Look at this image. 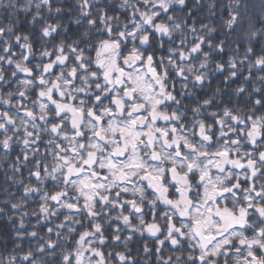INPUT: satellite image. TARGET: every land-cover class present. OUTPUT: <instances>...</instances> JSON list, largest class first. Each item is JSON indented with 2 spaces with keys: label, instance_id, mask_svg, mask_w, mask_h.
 <instances>
[{
  "label": "snow or ice",
  "instance_id": "snow-or-ice-1",
  "mask_svg": "<svg viewBox=\"0 0 264 264\" xmlns=\"http://www.w3.org/2000/svg\"><path fill=\"white\" fill-rule=\"evenodd\" d=\"M0 171V264H264V0H0Z\"/></svg>",
  "mask_w": 264,
  "mask_h": 264
},
{
  "label": "trees",
  "instance_id": "trees-1",
  "mask_svg": "<svg viewBox=\"0 0 264 264\" xmlns=\"http://www.w3.org/2000/svg\"><path fill=\"white\" fill-rule=\"evenodd\" d=\"M22 2V0H21ZM18 18L19 23H18V30L19 31H24V32H29L30 31V27L28 24V20L30 19V16L26 17L24 13H18L17 17H13L14 20H16ZM31 31H37L35 29L31 30ZM218 81H214V85L213 87H215V83H217ZM235 86V85H234ZM225 99H227V97H225ZM4 181V176L2 171H0V184H3ZM0 199H3V193L0 192ZM11 232V228L9 225H7V221L6 220H0V235H5V234H10ZM24 247L27 250L28 248V242L27 240H25L24 242ZM9 247L11 248V245H9ZM136 245H133V248L135 249Z\"/></svg>",
  "mask_w": 264,
  "mask_h": 264
}]
</instances>
